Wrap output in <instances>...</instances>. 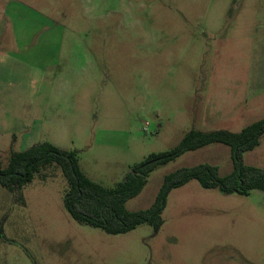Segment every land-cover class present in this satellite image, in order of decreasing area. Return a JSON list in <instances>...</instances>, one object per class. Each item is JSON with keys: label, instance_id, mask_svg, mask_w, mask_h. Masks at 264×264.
Listing matches in <instances>:
<instances>
[{"label": "rangeland", "instance_id": "374dc122", "mask_svg": "<svg viewBox=\"0 0 264 264\" xmlns=\"http://www.w3.org/2000/svg\"><path fill=\"white\" fill-rule=\"evenodd\" d=\"M261 119L264 0H0L4 168L31 137L75 151L88 178L113 188L192 130ZM205 163L230 174V147L158 166L127 209L149 208L167 174ZM244 163L264 169V135ZM68 188L57 165L23 187L25 205L0 186V264H264V192L192 180L170 193L157 233L111 235L70 216Z\"/></svg>", "mask_w": 264, "mask_h": 264}, {"label": "trees", "instance_id": "16d2710c", "mask_svg": "<svg viewBox=\"0 0 264 264\" xmlns=\"http://www.w3.org/2000/svg\"><path fill=\"white\" fill-rule=\"evenodd\" d=\"M263 135L264 119L249 124L240 132L192 130L171 151L151 154L144 162L133 166L124 181L113 188H106L88 178L80 168L75 151L42 142L24 151L11 150L5 168L0 161V186L11 192L17 203L25 205L23 187L32 182L42 168L57 165L69 186L64 206L78 224L101 229L111 235L125 234L140 225L150 224L157 233L163 224L162 216L170 193L192 180L198 181L203 188L217 189L223 194L247 196L254 190L264 192V169L244 163V154L258 147ZM213 144L230 147L233 162L230 174L222 176L216 166L207 163L180 168L164 177L149 208L139 211L127 209V202L143 191L148 176L158 166Z\"/></svg>", "mask_w": 264, "mask_h": 264}, {"label": "crops", "instance_id": "0c3cea01", "mask_svg": "<svg viewBox=\"0 0 264 264\" xmlns=\"http://www.w3.org/2000/svg\"><path fill=\"white\" fill-rule=\"evenodd\" d=\"M44 55V54H43ZM31 137H26L25 138V145H27V146H25V148L22 150V151H24V150H27V149H29L30 147H32V141H30L31 139H30ZM14 145V144H13ZM31 145V146H30ZM36 145V144H35ZM34 146V145H33ZM13 147V146H12ZM11 147V148H12ZM14 150V149H13ZM15 151V150H14Z\"/></svg>", "mask_w": 264, "mask_h": 264}]
</instances>
